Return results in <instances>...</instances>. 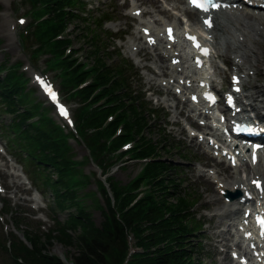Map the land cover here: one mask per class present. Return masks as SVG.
<instances>
[{
	"label": "trees",
	"instance_id": "1",
	"mask_svg": "<svg viewBox=\"0 0 264 264\" xmlns=\"http://www.w3.org/2000/svg\"><path fill=\"white\" fill-rule=\"evenodd\" d=\"M28 1L32 7L40 3L36 11L39 16L51 12L50 18L32 23L39 39V46L33 50L32 56L37 59L40 51L48 52L53 61L48 67L61 70L58 74L61 90L68 100L79 103L74 114L75 124L92 161L103 175L107 174L118 164L123 154L117 150L125 142H134V148L129 151L132 159L148 161L142 164L140 172L127 186H121L111 176L106 177L112 198L106 186L96 179L104 207L94 198V192L84 194L93 197L99 209L102 207V221L97 225L84 205L74 204L76 190L69 189L72 186L79 188L81 183L72 176L77 173V166L72 160L68 136L50 116L43 117L47 108L42 106L43 110L37 111V104L27 106L19 98L24 89L23 74L14 70L19 63L9 66L5 76L0 78V111L12 118L3 130L8 146L19 156L25 168L31 169V174L36 171L43 174V187L51 182L57 210L77 207L64 222L55 220V227L47 233L21 231L22 221L15 215L14 225L28 245L11 234L7 242H0V249L10 256L12 264H65L49 253L54 242L77 249L76 254L66 257L69 264H195L194 254L199 250L191 238L200 230L201 223L195 221V214L190 209L196 200L189 194L184 195L183 181L176 175L178 167L159 159V152L169 151L171 143L165 137L155 142L144 135L150 131L151 125L145 106L130 90L126 79L131 66L124 58L108 63L100 49L98 35L92 30L83 37L92 48L88 55L93 58L92 65L79 62L74 57L77 50H72V55L66 54L70 39L56 37L68 28V23L84 20L72 8L78 5L77 0ZM106 18L103 15L96 22L100 32ZM3 68L1 63L0 71ZM86 80L90 83L78 89L77 86ZM19 105L24 109L20 110ZM148 111L153 113L150 109ZM108 116H113L112 122L106 121ZM119 126L123 133L114 137ZM51 173L55 174V179L50 177ZM147 186L148 189L136 200L139 189ZM2 202L3 212L13 215L10 205ZM129 237H132L133 247L140 252L130 254Z\"/></svg>",
	"mask_w": 264,
	"mask_h": 264
},
{
	"label": "rangeland",
	"instance_id": "2",
	"mask_svg": "<svg viewBox=\"0 0 264 264\" xmlns=\"http://www.w3.org/2000/svg\"><path fill=\"white\" fill-rule=\"evenodd\" d=\"M135 1L137 4L141 5L142 8L149 7V3H143L144 0ZM158 1L164 5L167 3L165 0ZM77 2L78 5L72 8L75 9L76 14L84 18V20L82 22V19L79 20L80 23H68V28L59 36L61 39H70L71 44L67 46L65 50L66 54L71 50H77L74 57H77L81 63L87 62L88 66L92 65L94 62L93 58L88 56L92 50L89 44L90 42L83 40L84 35L89 34L90 30H92L98 35V40L101 43L100 49L104 51V58L108 63L117 61V58L126 59L127 64L131 66V70H129L127 74L128 77H126L131 87L130 90L134 95L138 96L139 101L145 106L147 110L146 115L151 125L150 131L145 132L144 135L153 139L155 142L165 137L171 143L169 151L159 152V159L171 162L178 167V174L176 175L178 179H182L183 181L181 188L185 190L184 195L186 196V194H189L196 200L190 212L195 214V221L201 223V228L195 233V236L191 238L193 241L192 244L199 250L194 254V263L196 264L197 261H200L201 264H219L224 258V264H233L230 258L232 239L228 241L227 247L219 248L215 245L217 238L213 236V233L217 230L213 228L217 222V218L211 217V215L215 213L218 204L215 202L213 203L211 197L217 194V189L215 188V184L209 179L198 176L200 170L214 169L218 160L214 159L210 153L204 152L203 146L199 148L190 142L191 138L186 131L187 129H185V122L187 120H185L184 117H179L180 126L173 123V113L161 103V99L166 97V93L160 87L147 84L144 79V74L146 73L145 69L138 66V62L143 60L145 52H141L138 56L130 55L132 52L130 51L129 41L134 33L138 31L137 28L140 24L137 19L129 16V9L132 7L133 1L77 0ZM79 2L82 3V5H80ZM40 6V3H35L32 8L28 0H0V64H4V68L0 71V78L5 76L7 68L10 65L19 63L20 66L14 67L16 73H24V75H22L24 79L22 86L24 89L22 93H20L19 98L23 99L27 106L37 104L39 107L37 111L43 110V103L45 107H50L45 102V99L40 96L36 89L29 83L30 79L28 80L26 77L29 78L30 73L37 69L38 71H44L51 77L56 89L60 90L61 86L58 68L46 70L48 62L49 64H53V61L50 60L52 59L51 54L40 51L37 55L38 61L32 57V50L39 45V39L36 38L37 34L35 32L34 34L32 33L34 28H36V26H33L32 22H38L51 17V12H47L42 16L37 15L36 11ZM32 10L35 11L32 12ZM31 12L33 13L32 15L38 19L35 20L34 17L31 16ZM171 13L172 16H170L169 19L170 23H172L175 19L174 17H176V22L179 25V23H181L180 18L182 19V17L179 18L178 16H181V14L174 11ZM3 14H7L9 18L6 19V16ZM103 15L108 18L104 19L102 32H100L96 22ZM19 17L25 18V24L23 26H19L16 23V18ZM144 18L148 19L147 15H144ZM8 22L10 24H8ZM82 29H84L83 34H81ZM25 31H28V35L27 37L26 35L22 36L21 41L23 44L21 45L18 35L20 33L25 34ZM12 32L14 42L13 39H10L12 36L9 37V33L12 34ZM137 33H139V31ZM139 35H141V33H139ZM70 55H72L71 52ZM230 56L228 59L229 64L224 63L223 65H218L222 68L221 71L216 70L217 72L220 71L222 85L216 86V90L222 88L223 91H227L230 87V64L233 60V55ZM143 64L150 65V61L143 62ZM25 68H28L27 72L23 71ZM163 79H167V77H163ZM253 81L257 85L264 86V74H260L256 80ZM27 88L31 91L27 92ZM61 94L62 97H64L62 92ZM156 94L159 95L157 96L158 98L154 97ZM262 99H264V97H262ZM64 101L67 102L65 98ZM70 106L73 113L76 105L73 104ZM19 108L23 110L24 106L19 105ZM149 109L152 110L153 113L149 112ZM262 113L264 114V112ZM2 114L3 113L0 111V147H2L1 149H4L6 153L5 156L0 155V199L8 203L14 213L13 215L7 212L4 213L3 206L0 202V242L3 243L8 241L11 234L17 237L19 236L18 234H21L14 225L15 220L13 217L15 215L22 221L20 225L21 231L29 230L35 233H47L55 227V220L61 223L64 222L69 213H74L76 211L77 206H73L65 211L57 210L51 182L48 181L47 187H43L42 182L45 179L43 174L40 175L37 171L31 174V169L25 168L19 156H17L13 150H10L8 140L3 135V130L8 127L12 118L9 115ZM49 115L57 124H61L60 121H57L52 109H45L43 117H49ZM192 127L202 129L199 128L197 122H195ZM77 132L79 134V130H77ZM70 137L73 136L70 135ZM193 141H195V138H193ZM69 143L71 146L70 153H73V160L80 161L84 158L82 165L77 164V173L72 175L77 183H81L80 187L75 188V186H72V188H69L76 190H73L76 195L73 198L74 204L76 205L79 203L84 205L91 219L99 225L102 221L101 209L104 206V201L97 192V170L92 162L88 160V150L83 144L73 140H69ZM123 160L124 162L122 163L118 162L120 166H115L108 174L114 181H118L121 186H127L128 182L139 173L141 165L138 162L129 160L128 157ZM224 165V163H219L218 167L222 168ZM227 171L230 173L232 170L228 168ZM241 174L243 175V173H240L238 177H241ZM22 176H25L28 184ZM50 177L55 179V174L51 173ZM143 189L147 190L148 186L143 187ZM88 192L95 193L94 198H96L99 205L102 206L100 209L94 203L93 197L84 196V194ZM133 249L139 252L141 251L138 248V250L136 248ZM221 250L224 251V254L221 253ZM76 252L77 249L75 247H66L58 242H54L49 248V253L59 257L65 264H69L66 261V257L70 258L72 255L76 254ZM11 260L10 256L0 249V264H12Z\"/></svg>",
	"mask_w": 264,
	"mask_h": 264
},
{
	"label": "bare ground",
	"instance_id": "3",
	"mask_svg": "<svg viewBox=\"0 0 264 264\" xmlns=\"http://www.w3.org/2000/svg\"><path fill=\"white\" fill-rule=\"evenodd\" d=\"M165 1L167 2L166 5L158 0H144L143 3H149V7L145 8H142L135 1L130 7L129 16L137 19L140 23L137 28L139 33H143L144 30L150 31V38L154 40V44L149 45L146 43L147 38L143 37V34L139 35L138 31L135 32L129 41L130 51L132 52L130 55L138 56L141 52H145L143 60L138 62V66L145 69L144 79L147 84L160 87L166 93V97L161 99V103L173 113V123L180 126L179 117H184L188 121H186L187 124L198 131L197 136L189 135L191 138L190 142L199 148L203 146L204 152L210 153L214 159H217L214 154L219 152V150L213 147L214 144L209 147L206 141L215 138L219 144H222L218 137L217 127L213 125L214 121L209 123L215 111L207 108L204 114L202 112L204 108L197 110L190 99L192 96H199L203 81L207 82L209 80L213 88L222 85L220 79L222 68L213 62L211 63L213 72L207 70L193 71L187 56L188 46L180 35L182 23L178 25L176 17L170 23L171 12L174 11L185 15L190 21L189 27H192L191 29L202 38L210 37L207 40L209 45L213 47V56L217 55L221 64H227L229 56L233 55L234 59L230 64V76L234 74L238 79L239 86L242 88V94L237 99L239 106L256 113L254 115L259 120L258 128L264 134V114L262 113L264 112V99H262L264 97V86L257 85L253 81L260 74H264V7L244 5L242 10H232L231 12L218 15L214 18V27L206 34H202L200 32L202 25L201 20L197 16L198 14L189 10L184 0ZM3 15L6 16V19L9 18L7 14ZM144 15H147L148 19L144 18ZM8 24L10 23L8 22ZM167 26L175 28L176 34L180 38L178 44L168 46L165 42L163 32ZM9 37L14 42L13 32L12 34L9 33ZM177 60H180V64H176ZM149 61L150 65L143 64V62ZM216 70L220 71L217 72ZM163 77H167V79H163ZM217 111L222 112L220 107H218ZM195 122L202 129L192 127ZM188 134H190V131H188ZM201 135L202 140L198 138ZM193 138H195V141H193ZM244 156H238L242 162L239 168L231 169L229 165H226L224 159L223 161H217L214 169L200 170L198 172L199 177H206L215 184L217 189V194L211 197L212 202L218 204L215 213L211 215V217L217 218V222L213 226V228L217 229L213 233V236L217 238L215 245L219 248H224L227 247L229 240L234 239L231 252L237 253L234 249L235 247L240 250L239 254H244L246 251L243 248L246 241H242L236 236V233L241 228L240 219L244 214V211L240 209L241 206H239L241 197L230 203L222 198V194L226 191L244 192L254 187L259 190L256 186L257 183L264 189V162L251 166L247 163ZM219 163H224L226 166L218 167ZM228 168L232 170L230 173L227 171ZM239 172L245 174V178L243 176L238 177L240 175ZM255 196L256 201L264 205V191L262 194L256 193ZM254 245L256 243L249 242L248 248ZM221 253L224 254L222 250ZM223 260L224 258L219 264H224ZM255 260L257 261L258 258H255ZM235 264H238V262L235 261Z\"/></svg>",
	"mask_w": 264,
	"mask_h": 264
},
{
	"label": "snow or ice",
	"instance_id": "4",
	"mask_svg": "<svg viewBox=\"0 0 264 264\" xmlns=\"http://www.w3.org/2000/svg\"><path fill=\"white\" fill-rule=\"evenodd\" d=\"M195 7L201 9L202 11L207 12L209 10V6L212 8H218L220 5L212 3L211 0H190ZM207 23V21H205Z\"/></svg>",
	"mask_w": 264,
	"mask_h": 264
}]
</instances>
